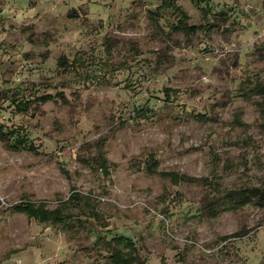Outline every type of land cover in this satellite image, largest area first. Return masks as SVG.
Returning a JSON list of instances; mask_svg holds the SVG:
<instances>
[{
  "label": "rangeland",
  "instance_id": "1",
  "mask_svg": "<svg viewBox=\"0 0 264 264\" xmlns=\"http://www.w3.org/2000/svg\"><path fill=\"white\" fill-rule=\"evenodd\" d=\"M263 29L264 0H0V264L132 246L145 264H264V198L229 195L264 189Z\"/></svg>",
  "mask_w": 264,
  "mask_h": 264
},
{
  "label": "trees",
  "instance_id": "2",
  "mask_svg": "<svg viewBox=\"0 0 264 264\" xmlns=\"http://www.w3.org/2000/svg\"><path fill=\"white\" fill-rule=\"evenodd\" d=\"M173 6V5H172ZM174 9L177 10V12L180 14V16L185 19L187 18V14L182 11L179 7L175 6ZM180 30L184 31L186 34H192L197 29L202 28V25H186L184 22H181V24L178 27ZM60 65H65V60L63 58L59 59ZM255 89L264 95V85L258 87H255ZM170 95V89L165 88L164 89V98H169ZM40 100L46 101L51 98V95H44L39 97ZM29 103L28 101H20L16 103V109L18 110H26ZM8 132H4L2 130V127L0 125V138L7 137ZM10 148L17 150L19 149L18 145H12ZM28 150H34L31 145H28ZM96 163L98 164V167L104 172H107V165L105 158L103 156H100L97 158ZM152 167H150V170H155L156 162L154 160L152 161V164H150ZM166 175H172L173 177H176L178 180H188L190 179L187 176L184 175H178V173H166ZM242 192V193H241ZM231 196L230 198L235 201V203H239L241 201H245L252 197H258L260 199L264 198V189L259 187H244L240 190H234L233 192L229 193ZM87 197L84 195H81L77 192H72L69 197L62 202V206L64 207H74L77 208L79 211L83 208V206H86L87 203ZM42 203V202H41ZM19 211L25 212L29 217H33L35 219H38L40 221H51V222H59L63 218L66 217H72V211H69V209H66L67 212L63 211V208L55 207L54 209L47 208L44 204H34L33 202L26 201L19 203L15 206ZM125 238V237H124ZM128 243H130V239L125 238ZM132 246V245H131ZM132 250L134 256L130 255L132 252L125 250L123 248L117 247L116 249H111L109 254V259L112 262V264H145L144 261L140 258V256L137 254V252L134 249V246H132Z\"/></svg>",
  "mask_w": 264,
  "mask_h": 264
},
{
  "label": "built area",
  "instance_id": "3",
  "mask_svg": "<svg viewBox=\"0 0 264 264\" xmlns=\"http://www.w3.org/2000/svg\"><path fill=\"white\" fill-rule=\"evenodd\" d=\"M262 32H263V34H264V29H263V31H262Z\"/></svg>",
  "mask_w": 264,
  "mask_h": 264
}]
</instances>
